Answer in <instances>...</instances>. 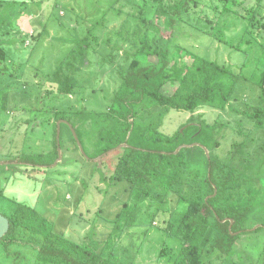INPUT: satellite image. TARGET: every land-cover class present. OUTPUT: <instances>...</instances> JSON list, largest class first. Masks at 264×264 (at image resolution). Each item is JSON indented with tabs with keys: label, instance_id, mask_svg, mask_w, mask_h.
Segmentation results:
<instances>
[{
	"label": "rangeland",
	"instance_id": "1",
	"mask_svg": "<svg viewBox=\"0 0 264 264\" xmlns=\"http://www.w3.org/2000/svg\"><path fill=\"white\" fill-rule=\"evenodd\" d=\"M176 1L0 0V47L5 53L0 58L1 214L9 215L17 204H24L52 222L57 234L99 251L103 248L121 205L131 200L130 183L111 180L119 153L96 156L97 133L91 123L82 137L86 155L80 152L71 128L60 124L61 158L50 167L57 162L51 163L61 121L55 122L56 113L105 112L120 85V72L129 65L150 23L151 30L163 36V45L181 46L189 56L230 67L240 77L227 108L204 107L195 117L225 125L221 146L215 151L221 160L227 162L235 151L234 143L245 141L235 156L244 164L262 163L263 189L250 225L264 227V127H256L249 117L259 102V81L264 74V0H239L227 9L226 0H206L181 21L171 22L160 6L167 8ZM86 37L92 44L90 64L78 69L79 45ZM145 59L156 62L154 57ZM63 79L78 84L74 94L58 93V82ZM165 89L173 91L170 85ZM160 110L144 111L141 122L155 120ZM190 116L171 109L160 130L174 135ZM39 155L43 165L36 166L44 168L20 161ZM166 199L154 219L150 215L160 202L149 199L145 203L149 209L143 208L139 224L112 239L117 258L133 264H175L182 242L165 227L172 215L180 216L188 205L173 193ZM263 250L264 231L244 233L232 260L214 264H263ZM8 252L0 245V264H33L36 256L31 245L13 244Z\"/></svg>",
	"mask_w": 264,
	"mask_h": 264
},
{
	"label": "trees",
	"instance_id": "2",
	"mask_svg": "<svg viewBox=\"0 0 264 264\" xmlns=\"http://www.w3.org/2000/svg\"><path fill=\"white\" fill-rule=\"evenodd\" d=\"M203 2L206 0H178L160 9L170 15L171 22L181 21ZM230 3L238 4L239 0H226L225 9ZM140 19L145 25L146 20L141 15ZM145 27L147 31L129 65L120 72V85L105 112L69 110L56 113L55 122L70 123L81 143L82 137L87 135L86 126L91 123L95 127L96 156L111 150L119 153L111 180L129 182L131 200L121 205L108 240L100 251L90 244L73 242L57 234L54 224L38 211L17 204L9 215L3 214L10 221L9 231L0 241L7 254L13 244H23L36 249L33 264H133L115 256L112 239L139 224L143 208L149 209L145 206L149 199L160 202L150 215L154 219L161 211L159 206L166 204L168 193L184 199L188 205L180 216L172 215L165 227L167 233L182 242L175 264L231 261L242 234L264 231L263 226L252 230L254 225H250L251 214L263 189L259 180L262 163L244 164L235 156L246 145L245 141L234 143L235 151L227 162L221 160L215 151L221 146L225 125L209 124L195 117L204 107L227 108L240 77L230 67L199 55L189 56L181 46L170 49L163 45V36L151 30L150 23ZM91 47L89 37L82 40L78 69L90 64L88 51ZM4 57L0 47V58ZM142 57H154L156 62ZM186 57H190L189 62L184 61ZM167 85L172 86V92L166 91ZM259 86V102L249 116L258 128L264 127V74ZM77 88L73 79H63L58 82L57 90L59 94L72 95ZM155 107L161 109L156 119L141 122L144 111ZM171 109L191 113L186 125L174 135L160 130V123ZM194 143L207 148L210 157L207 158L203 148L198 146L174 154L181 145ZM123 144L127 147L116 149ZM31 158L24 157L20 161L33 167L43 165L41 155ZM57 158L55 138L51 163ZM155 183L160 184L161 190ZM260 259L264 264V250Z\"/></svg>",
	"mask_w": 264,
	"mask_h": 264
},
{
	"label": "water",
	"instance_id": "3",
	"mask_svg": "<svg viewBox=\"0 0 264 264\" xmlns=\"http://www.w3.org/2000/svg\"><path fill=\"white\" fill-rule=\"evenodd\" d=\"M61 123L67 124V125L71 128L72 133H73V136H74V139H75V141H76V143H77V146H78L80 152H81L83 155H86V154H85V151H84V149H83L82 143L80 142V140H79V138H78V136H77V134H76L75 129H74V128L72 127V125H71L70 123H68L67 121H65V120H61V121L59 122V124H58V134H57V137H58V138H57V140H58V158H57V162H55V164L51 165L50 167H55V166L57 165V163L60 161V158H61V151H60V149H59L60 124H61ZM196 146L203 148V150H204L205 153H206L207 158L210 157V153H209L208 149L205 148V147H203L202 145H200V144H198V143L189 144V145H181L180 147L177 148V150L174 152V154H178L182 149H185V148H193V147H196ZM125 147H127V145H126V144H123V145L118 146V148H116V149H121V148H125ZM116 149H115V150H116ZM113 151H114V150H113ZM111 152H112V150L109 151V152H107V153H105V154H103V155H101L99 158H102V157H104L105 155H107V154H109V153H111ZM0 164H2V163H0ZM37 167L44 168V167H46V166H37ZM214 195H216V191H215V194H214ZM223 222H225V221H223ZM232 223H233V222L231 221L230 229H231V227H232ZM259 227H262V226H256V227H254L252 230H257ZM9 228H10V221H9V219H8L7 217H5L3 214L0 213V241H1V240L5 237V235L8 233ZM234 235H236V234H234Z\"/></svg>",
	"mask_w": 264,
	"mask_h": 264
},
{
	"label": "flooded vegetation",
	"instance_id": "4",
	"mask_svg": "<svg viewBox=\"0 0 264 264\" xmlns=\"http://www.w3.org/2000/svg\"><path fill=\"white\" fill-rule=\"evenodd\" d=\"M19 164V163H18Z\"/></svg>",
	"mask_w": 264,
	"mask_h": 264
}]
</instances>
